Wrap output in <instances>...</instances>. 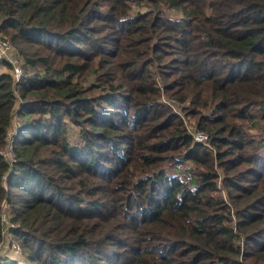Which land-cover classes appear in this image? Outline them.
Instances as JSON below:
<instances>
[{"label": "trees", "instance_id": "16d2710c", "mask_svg": "<svg viewBox=\"0 0 264 264\" xmlns=\"http://www.w3.org/2000/svg\"><path fill=\"white\" fill-rule=\"evenodd\" d=\"M0 34L23 264H264V0H0Z\"/></svg>", "mask_w": 264, "mask_h": 264}, {"label": "built area", "instance_id": "2783aa9c", "mask_svg": "<svg viewBox=\"0 0 264 264\" xmlns=\"http://www.w3.org/2000/svg\"><path fill=\"white\" fill-rule=\"evenodd\" d=\"M24 59L22 54L17 51L13 45L3 35L0 34V69L2 67L7 68L13 77L15 85V94L19 97V93L16 89L17 85L22 81ZM170 103V101L168 102ZM175 103V102H174ZM171 104V103H170ZM176 104V103H175ZM21 107L18 108L20 110ZM179 112V111H178ZM185 123L189 130V133L194 138V144H201L205 147H211L210 137L207 133L199 130L197 125L193 121H189L184 117ZM14 132L9 134L10 146L7 155L11 161H14V153L12 142L16 137L17 124L14 125ZM7 180V178H6ZM1 224H2V239L0 241V264H4L3 253L5 250L14 249L17 252L23 254L22 250L15 242L14 231L18 229V225L11 220V208L7 201H4L1 209Z\"/></svg>", "mask_w": 264, "mask_h": 264}, {"label": "rangeland", "instance_id": "374dc122", "mask_svg": "<svg viewBox=\"0 0 264 264\" xmlns=\"http://www.w3.org/2000/svg\"><path fill=\"white\" fill-rule=\"evenodd\" d=\"M173 18H181V14L178 12V13H173V15H171ZM2 35V34H1ZM5 37V36H4ZM6 38V37H5ZM12 45H13V47L17 50V51H19V49L12 43V42H10ZM20 52V51H19ZM157 79H158V81H162L161 80V77L160 76H158L157 75ZM168 100V99H167ZM170 101V103H171V105H172V107H173V109L175 110V111H180L181 109H180V107L177 105V104H175L174 103V101H171V100H169ZM17 123V121L15 120V124ZM12 132H14V131H12ZM71 132H72V136L73 137H77L78 136V133H79V129H76V128H73V129H71ZM189 167V165L186 163L185 165L183 164V166H182V171L184 172V170H186L187 168ZM166 170H167V172L169 173V174H172L173 172H174V170H175V164H171V165H168L167 167H166ZM26 256H25V254L23 253V254H21L20 252H17L16 250H14L13 248L12 249H8V250H5L4 251V253H3V261L4 262H6V263H8L7 261H17V262H19V263H21V264H23L25 261H26V258H25Z\"/></svg>", "mask_w": 264, "mask_h": 264}, {"label": "crops", "instance_id": "0c3cea01", "mask_svg": "<svg viewBox=\"0 0 264 264\" xmlns=\"http://www.w3.org/2000/svg\"><path fill=\"white\" fill-rule=\"evenodd\" d=\"M7 71H8V69L5 68V67H2V68L0 69V73L7 72Z\"/></svg>", "mask_w": 264, "mask_h": 264}]
</instances>
